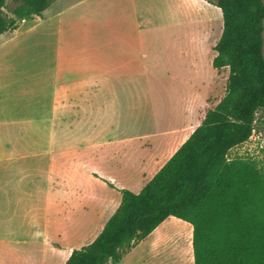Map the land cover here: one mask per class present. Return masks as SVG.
Listing matches in <instances>:
<instances>
[{
  "label": "crops",
  "instance_id": "1",
  "mask_svg": "<svg viewBox=\"0 0 264 264\" xmlns=\"http://www.w3.org/2000/svg\"><path fill=\"white\" fill-rule=\"evenodd\" d=\"M215 1L52 0L0 35V264H66L221 100ZM192 234L171 216L109 264H194Z\"/></svg>",
  "mask_w": 264,
  "mask_h": 264
},
{
  "label": "trees",
  "instance_id": "2",
  "mask_svg": "<svg viewBox=\"0 0 264 264\" xmlns=\"http://www.w3.org/2000/svg\"><path fill=\"white\" fill-rule=\"evenodd\" d=\"M0 0V35L52 0ZM223 31L213 66L229 67L226 92L138 193L122 189L119 208L96 239L66 264L119 262L163 221L193 227L194 264H264V172L251 157H229L249 140L264 109V0H216Z\"/></svg>",
  "mask_w": 264,
  "mask_h": 264
},
{
  "label": "rangeland",
  "instance_id": "3",
  "mask_svg": "<svg viewBox=\"0 0 264 264\" xmlns=\"http://www.w3.org/2000/svg\"><path fill=\"white\" fill-rule=\"evenodd\" d=\"M13 5H14L13 0H8L5 12L8 13V11L13 7ZM21 21L22 20H20L18 22V24ZM26 25H29V24H26ZM213 50H214V47H213ZM221 96H222V92L219 96H215L213 100H210V103H209L210 107H214V103L216 102V100H219V98ZM254 129H255V133L253 134V136H251L249 138V140L246 141L245 143L238 145V146L234 147L232 150H230L229 157L230 158L251 157L252 159H254L258 162L259 167L264 172V109L258 110V112L256 114V120L254 123ZM174 224H175L174 221H169L166 225H164L162 228L163 234L165 235V234L171 233V232H169V228H173V226H175ZM191 240H192V238H191ZM149 244H150L149 241L144 242L142 247L149 248L150 247ZM179 244H181V243H179ZM177 247H178V245L173 247V248H177ZM165 248H169L168 249V251H169L168 256L170 259V263L172 264V260L174 259V256L171 255L172 249H170V248H172V247L165 244ZM190 251L193 252L192 246L190 248H188L187 252H190ZM151 262H152L151 264H160L159 262L155 261V258H153V260H151ZM125 263H126V261H125ZM132 264H138L137 257H135V259H133Z\"/></svg>",
  "mask_w": 264,
  "mask_h": 264
},
{
  "label": "built area",
  "instance_id": "4",
  "mask_svg": "<svg viewBox=\"0 0 264 264\" xmlns=\"http://www.w3.org/2000/svg\"><path fill=\"white\" fill-rule=\"evenodd\" d=\"M23 20H25V19H23ZM254 133H255V129H253V131H252V135H251V136H253Z\"/></svg>",
  "mask_w": 264,
  "mask_h": 264
}]
</instances>
